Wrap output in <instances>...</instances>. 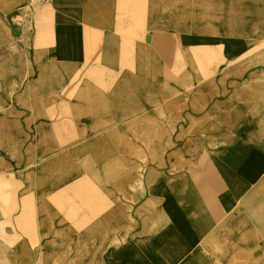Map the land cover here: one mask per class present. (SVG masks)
<instances>
[{
	"label": "crops",
	"instance_id": "crops-1",
	"mask_svg": "<svg viewBox=\"0 0 264 264\" xmlns=\"http://www.w3.org/2000/svg\"><path fill=\"white\" fill-rule=\"evenodd\" d=\"M0 264H264V0H0Z\"/></svg>",
	"mask_w": 264,
	"mask_h": 264
},
{
	"label": "rangeland",
	"instance_id": "rangeland-1",
	"mask_svg": "<svg viewBox=\"0 0 264 264\" xmlns=\"http://www.w3.org/2000/svg\"><path fill=\"white\" fill-rule=\"evenodd\" d=\"M33 1H37V0H33Z\"/></svg>",
	"mask_w": 264,
	"mask_h": 264
}]
</instances>
